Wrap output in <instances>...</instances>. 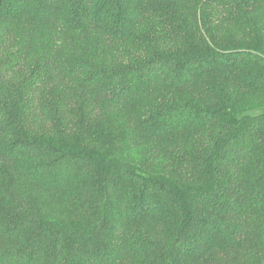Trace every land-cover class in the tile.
<instances>
[{"label":"trees","instance_id":"1","mask_svg":"<svg viewBox=\"0 0 264 264\" xmlns=\"http://www.w3.org/2000/svg\"><path fill=\"white\" fill-rule=\"evenodd\" d=\"M0 264H264V0H0Z\"/></svg>","mask_w":264,"mask_h":264}]
</instances>
